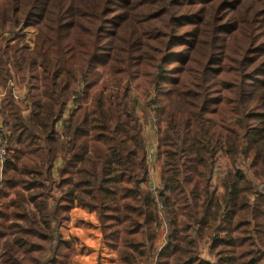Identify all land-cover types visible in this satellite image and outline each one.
<instances>
[{"label":"trees","instance_id":"obj_1","mask_svg":"<svg viewBox=\"0 0 264 264\" xmlns=\"http://www.w3.org/2000/svg\"><path fill=\"white\" fill-rule=\"evenodd\" d=\"M15 77L0 264H73L76 206L116 264H264V0H0L1 86ZM150 93L159 249L136 111Z\"/></svg>","mask_w":264,"mask_h":264},{"label":"built area","instance_id":"obj_2","mask_svg":"<svg viewBox=\"0 0 264 264\" xmlns=\"http://www.w3.org/2000/svg\"><path fill=\"white\" fill-rule=\"evenodd\" d=\"M26 31V30H25ZM10 88L12 96L15 100L19 101L20 103L25 102V86H19L15 81L9 80L6 84V87H2L0 84V101L5 98V94L7 90ZM149 104L147 107V117L145 120L143 119L144 111L141 110V100H138L137 103V113L143 119V135L146 139V164L148 170V178L144 186L146 184H151L154 180L150 178L153 169H158L159 174L161 175V162L157 155L158 149V129H159V121L154 113L155 108V99L154 95L150 93L149 95ZM8 136L9 132L3 126L2 117L0 115V174L2 176V166L6 159L8 158L9 149H8ZM159 175V180H160ZM1 178H0V190H1ZM160 188L156 186L153 182L152 187L149 190V194L152 197V200L155 205V215H156V225H157V232H158V240L161 241V246L165 243V238L168 233V226L165 222V214L164 208L162 205V201L160 199ZM258 190H264V185H260ZM159 246V245H158ZM159 246L158 249L161 247Z\"/></svg>","mask_w":264,"mask_h":264},{"label":"crops","instance_id":"obj_3","mask_svg":"<svg viewBox=\"0 0 264 264\" xmlns=\"http://www.w3.org/2000/svg\"><path fill=\"white\" fill-rule=\"evenodd\" d=\"M3 101L4 99L0 101V108ZM141 110L143 111V108ZM159 175V170L153 169L150 178L160 188ZM153 182L143 186L146 192H149ZM61 233L63 237L72 238L76 243L77 240L79 242V248L76 245V257L73 264H116L115 253L108 252L104 247L103 238L93 211L78 206L74 207L70 213V222L61 228ZM160 243L161 241L157 239L156 246H161ZM76 258L79 260H76Z\"/></svg>","mask_w":264,"mask_h":264},{"label":"rangeland","instance_id":"obj_4","mask_svg":"<svg viewBox=\"0 0 264 264\" xmlns=\"http://www.w3.org/2000/svg\"><path fill=\"white\" fill-rule=\"evenodd\" d=\"M24 33V35H25V38H24V40H23V43H27L28 44V41H30V40H32L33 39V37H34V34L36 33V30L35 29H33V28H28V29H26V31H24L23 32ZM14 81L17 83V84H19V86H22L23 84H21L20 83V79L18 78V77H15L14 78ZM148 98H149V96L148 97H139V99L141 100V106L140 107H144V105H145V103L146 104H149V100H148ZM148 107V106H147ZM224 167H225V165H224V160H221V164H220V170L219 171H217V174H218V172H221V169H224ZM66 234V233H65ZM76 245H77V247L79 248V242H78V240H77V243H76ZM82 247L84 246L83 244L81 245ZM77 248V250H79ZM203 254H204V252H203ZM76 257V256H75ZM204 257L206 258V259H208V257L204 254ZM75 259V258H74ZM76 260H79V259H77L76 258Z\"/></svg>","mask_w":264,"mask_h":264}]
</instances>
